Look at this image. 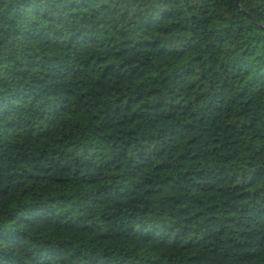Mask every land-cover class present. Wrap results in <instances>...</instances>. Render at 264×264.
<instances>
[{"label":"trees","instance_id":"trees-1","mask_svg":"<svg viewBox=\"0 0 264 264\" xmlns=\"http://www.w3.org/2000/svg\"><path fill=\"white\" fill-rule=\"evenodd\" d=\"M0 264H264V0H0Z\"/></svg>","mask_w":264,"mask_h":264}]
</instances>
